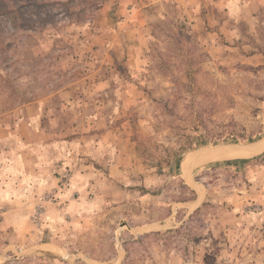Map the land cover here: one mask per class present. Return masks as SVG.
Returning a JSON list of instances; mask_svg holds the SVG:
<instances>
[{"label":"rangeland","instance_id":"1","mask_svg":"<svg viewBox=\"0 0 264 264\" xmlns=\"http://www.w3.org/2000/svg\"><path fill=\"white\" fill-rule=\"evenodd\" d=\"M55 1L0 0V264H264V150L184 166L264 139V5Z\"/></svg>","mask_w":264,"mask_h":264},{"label":"water","instance_id":"2","mask_svg":"<svg viewBox=\"0 0 264 264\" xmlns=\"http://www.w3.org/2000/svg\"><path fill=\"white\" fill-rule=\"evenodd\" d=\"M207 150H235V151H243V152H257V151H262L264 150V139L259 140L257 142H251L247 144H239V143H229V144H223V145H216V146H204L201 148L198 152H196L194 155H192V159L194 157H197L199 154H201L204 151ZM195 159V160H194ZM193 161L190 160V166H193L196 164V158H194ZM145 230H150L151 226H145L143 227ZM137 228L134 229L136 231ZM25 254L27 255H48V256H53L56 258H62L64 257L58 253L55 252H50V251H43V250H29ZM89 264H93L92 262L88 261L85 259Z\"/></svg>","mask_w":264,"mask_h":264},{"label":"bare ground","instance_id":"3","mask_svg":"<svg viewBox=\"0 0 264 264\" xmlns=\"http://www.w3.org/2000/svg\"><path fill=\"white\" fill-rule=\"evenodd\" d=\"M222 153H225L226 155H224ZM227 155L228 156H238V155H240V153L239 152H234V151H231V150H229V151L228 150H219V151L207 150V151L202 152L201 154H199L197 157H194V158H196L197 162H206V161H210V160H217L219 158L227 157ZM193 159H192V156L189 157L184 162V166H186L187 163L190 162V160L193 161Z\"/></svg>","mask_w":264,"mask_h":264},{"label":"crops","instance_id":"4","mask_svg":"<svg viewBox=\"0 0 264 264\" xmlns=\"http://www.w3.org/2000/svg\"><path fill=\"white\" fill-rule=\"evenodd\" d=\"M216 1H219V0H216ZM231 1L234 2V0H231ZM235 1H236V3H238V1H240V0H235ZM250 2H251L250 4H252L253 7H256V9L254 8V12H253L254 14H252L249 17V20H251V21L259 20L261 18L260 17L261 15L258 14L257 11L259 10V8L261 6L264 5V0H251ZM214 3H215V1H214Z\"/></svg>","mask_w":264,"mask_h":264},{"label":"trees","instance_id":"5","mask_svg":"<svg viewBox=\"0 0 264 264\" xmlns=\"http://www.w3.org/2000/svg\"><path fill=\"white\" fill-rule=\"evenodd\" d=\"M48 2H40V4H46V3H56L55 0H47ZM18 10V9H16ZM245 159H237V160H230L229 163H235V162H239V161H244Z\"/></svg>","mask_w":264,"mask_h":264}]
</instances>
